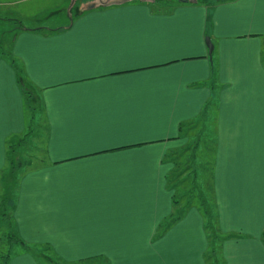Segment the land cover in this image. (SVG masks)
Wrapping results in <instances>:
<instances>
[{
  "label": "crops",
  "instance_id": "crops-1",
  "mask_svg": "<svg viewBox=\"0 0 264 264\" xmlns=\"http://www.w3.org/2000/svg\"><path fill=\"white\" fill-rule=\"evenodd\" d=\"M22 26L0 51V173L28 129L45 138L18 172L19 240L66 262L206 264L196 205L159 226L182 130L214 112L218 257L264 264V0L130 1ZM17 248L8 264H39Z\"/></svg>",
  "mask_w": 264,
  "mask_h": 264
},
{
  "label": "rangeland",
  "instance_id": "rangeland-1",
  "mask_svg": "<svg viewBox=\"0 0 264 264\" xmlns=\"http://www.w3.org/2000/svg\"><path fill=\"white\" fill-rule=\"evenodd\" d=\"M87 0H0V51L8 55L11 31L18 22L23 25H48L64 23L70 20L75 11ZM179 0H157L159 6H169ZM211 3L215 0H208ZM33 130V127L31 128ZM214 112L208 119H200L186 125L182 132L187 135V141L183 147L174 154L177 158L176 171L169 175L168 183L173 193L180 199V205H199V191L211 203L213 192L211 187V172L214 151ZM44 131L36 127V133L28 129L26 133L15 143L12 159L16 167L6 173H0V264L6 254L15 252L17 242L9 243L8 236L12 234L8 215L12 208L16 195L18 172L31 163L30 157L36 154V163L44 154ZM36 137V138H35ZM36 139V140H35ZM19 141V142H18ZM36 141V153L31 148V142ZM29 160V162H28ZM20 162V166L17 163ZM40 163V161H39ZM12 171V172H11ZM7 218V219H6ZM215 237H219L218 229H215ZM214 237V238H215ZM215 241V240H214ZM38 251L42 264H61L46 249ZM217 251H213L207 257L206 264H221ZM215 256V257H214ZM99 259L73 264H102ZM63 264V263H62Z\"/></svg>",
  "mask_w": 264,
  "mask_h": 264
},
{
  "label": "trees",
  "instance_id": "trees-1",
  "mask_svg": "<svg viewBox=\"0 0 264 264\" xmlns=\"http://www.w3.org/2000/svg\"><path fill=\"white\" fill-rule=\"evenodd\" d=\"M156 1L157 0H155V2ZM207 5L209 7L211 6L210 3L207 4ZM16 27L22 28L23 26H22V24L20 22H18V24H17ZM39 29H34V30H39ZM15 145H16V143L9 144L8 145V150L6 152V159H7V163H8V170L14 169L16 167V165L14 164L13 159H12V154H13ZM176 160H177V158L175 156H172L171 161L173 162V168L170 171V174L169 175L174 174L175 171H176V165H175V162H177ZM17 166H20V162L17 163ZM168 180H169V176H168ZM174 187L175 186H170V188H174ZM172 204H173L172 213L169 215V217L166 220H164L160 224V226H159V229H160L159 231L160 232L161 231L164 232L173 222H175L176 220H178L183 215V212L186 209V207H184L183 205L182 206L180 205V199L177 198V196L175 195V192L173 193ZM196 207L198 208L199 212L201 213V215L203 217V220H204L203 227H204V230L206 232L207 239H208V252L206 254V257H209V256L210 257H213V256H211V253L213 251H215V250L217 251L218 248H219L220 243L222 242V240H224L226 238L224 236H220V235H219V237H215V234H213V232L216 233L215 232V229H216V215H215V212H214L215 211L214 204L213 203H210L204 197L202 191H199V205L196 206ZM7 218H9V221H8L9 223H7V224L10 226L11 232H12V234H10L8 236V240H9L8 242L9 243H12L13 241H16L18 246H20L23 249L29 251L34 256V258L36 259V261L39 263L40 262L39 261L40 260V257H39L38 251H40L39 249H41V248H39V247H36V248L30 247V246L26 245L24 242H22L21 240H19L15 236V234L13 232V229H12L13 221H12L11 215H8ZM46 250H50V249L47 248ZM52 255L57 260V262H59L61 264L62 263L63 264H73V263H75V262H66V261L60 259L59 257H57L56 255H54V254H52ZM11 256H12L11 253L4 255V257H3V264H8ZM84 261H89V260H80L78 262H84ZM39 264H42V263H39Z\"/></svg>",
  "mask_w": 264,
  "mask_h": 264
},
{
  "label": "water",
  "instance_id": "water-1",
  "mask_svg": "<svg viewBox=\"0 0 264 264\" xmlns=\"http://www.w3.org/2000/svg\"><path fill=\"white\" fill-rule=\"evenodd\" d=\"M130 1H139V2H143V3H154L155 2V0H87L86 2H84L80 6L79 10L83 11V10L93 9L96 7L121 5V4L130 2ZM184 1H186V0H184ZM72 2H74V0H72ZM205 41H206V45L208 47L209 53H211L213 46L210 42V39L208 37H206Z\"/></svg>",
  "mask_w": 264,
  "mask_h": 264
}]
</instances>
